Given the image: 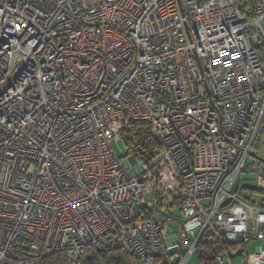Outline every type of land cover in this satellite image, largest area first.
<instances>
[{"label":"built area","instance_id":"1","mask_svg":"<svg viewBox=\"0 0 264 264\" xmlns=\"http://www.w3.org/2000/svg\"><path fill=\"white\" fill-rule=\"evenodd\" d=\"M263 123L264 0H0V264L200 243L264 264ZM157 193L181 203L175 246Z\"/></svg>","mask_w":264,"mask_h":264},{"label":"trees","instance_id":"2","mask_svg":"<svg viewBox=\"0 0 264 264\" xmlns=\"http://www.w3.org/2000/svg\"><path fill=\"white\" fill-rule=\"evenodd\" d=\"M246 5H248V1L247 4L245 3V6ZM121 136L129 150H132V145L136 142V144L140 147V149L136 152V155L139 157L144 156L141 155L143 150L144 152L146 151L147 154L149 149L157 143L152 128L147 125H138L126 129L122 132ZM261 161L264 162L263 159H261ZM156 196L155 205L160 203L163 195L157 193ZM174 204L179 207L180 211L181 203L176 202ZM149 217L152 218L151 214ZM221 249V245H205L200 243L195 251L197 254L198 264H216V259L221 255ZM42 264H65V255L63 253H58L47 256L43 260ZM86 264H141V262L134 256L129 255L122 250L113 249L94 257Z\"/></svg>","mask_w":264,"mask_h":264},{"label":"rangeland","instance_id":"3","mask_svg":"<svg viewBox=\"0 0 264 264\" xmlns=\"http://www.w3.org/2000/svg\"><path fill=\"white\" fill-rule=\"evenodd\" d=\"M117 151V150H116ZM118 155L120 156V152L117 151ZM122 154H124V150H122ZM263 159L264 160V124L260 130V133L258 135L257 138V143L255 145V154L254 157L250 158V162H258V159ZM251 176V175H250ZM249 177V175H245V178ZM146 201H151L153 203H156V194H150V195H146ZM161 203V208H163L165 211H167L170 207V199L168 198L167 195H163L162 196V200L160 201ZM174 203L176 202H172V205L174 206L175 209H173V214L177 217L181 219V214L179 212V207L176 206ZM262 242H254L252 245L247 247V251L248 252H252V251H256L258 246L261 244ZM232 264H243V257L237 256L235 258H233L231 260ZM186 264H198V260H197V254L194 252L190 258L187 260Z\"/></svg>","mask_w":264,"mask_h":264},{"label":"crops","instance_id":"4","mask_svg":"<svg viewBox=\"0 0 264 264\" xmlns=\"http://www.w3.org/2000/svg\"><path fill=\"white\" fill-rule=\"evenodd\" d=\"M149 204H151V206L149 205V213L151 214L152 218L158 222H164L168 224L170 232L168 237L166 238V245L168 247L175 246L177 244L179 235L178 222L180 218H177L173 214V209H175L174 206L172 205V203H170L169 209L165 211L163 208H161V203H158L157 205H155V203ZM172 263L175 264V260Z\"/></svg>","mask_w":264,"mask_h":264},{"label":"water","instance_id":"5","mask_svg":"<svg viewBox=\"0 0 264 264\" xmlns=\"http://www.w3.org/2000/svg\"><path fill=\"white\" fill-rule=\"evenodd\" d=\"M258 160H260V159L258 158ZM260 161H261V160H260ZM237 256H241V251H238L236 254L231 255V256H230V259H233V258H235V257H237Z\"/></svg>","mask_w":264,"mask_h":264}]
</instances>
